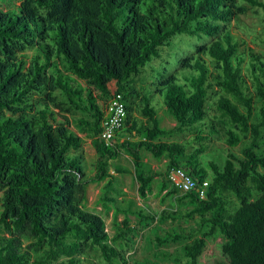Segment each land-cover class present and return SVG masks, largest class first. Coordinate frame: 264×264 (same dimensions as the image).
Wrapping results in <instances>:
<instances>
[{
  "label": "trees",
  "instance_id": "trees-1",
  "mask_svg": "<svg viewBox=\"0 0 264 264\" xmlns=\"http://www.w3.org/2000/svg\"><path fill=\"white\" fill-rule=\"evenodd\" d=\"M247 7L263 24L264 0L0 4V264H131L136 239L130 215L146 222L195 223L188 235L158 238L160 245L185 239V264H200L208 240L218 237L227 264H264V54L233 32ZM181 35L213 41L194 46L174 75L147 84L146 68L153 69ZM253 41L264 45V29ZM47 73L56 88L50 103L43 100ZM114 94L126 104L122 134L131 140L106 145L98 135ZM157 96L176 121L171 129L161 127L153 104ZM212 106L219 113L215 119L228 123L223 128L228 154L223 164L209 161L206 167L202 157L219 134L207 116ZM86 139L97 154L91 177L79 152ZM194 143L199 147L188 152ZM241 143L246 147L238 158L233 150ZM142 151L167 157L165 173L154 171ZM123 154L132 160L141 200L160 178L164 199L191 208L153 214L135 201L125 205L115 184L117 175L131 171L112 163ZM173 168L208 179L207 199L175 189L169 181ZM104 181V211L125 216L120 223L115 219L113 237L104 217L85 209L88 185Z\"/></svg>",
  "mask_w": 264,
  "mask_h": 264
},
{
  "label": "rangeland",
  "instance_id": "rangeland-1",
  "mask_svg": "<svg viewBox=\"0 0 264 264\" xmlns=\"http://www.w3.org/2000/svg\"><path fill=\"white\" fill-rule=\"evenodd\" d=\"M21 4L22 0H0V4ZM246 13L241 15L240 22L233 24V32L240 40L246 42L248 47L253 48L258 53L264 54V45H257L253 40L255 39L256 33L264 29V23L261 24L262 18L260 14H255L250 7H247ZM213 41V38H205L199 40V37L194 36H177L173 42V46L166 48L160 61H156L153 64V69L151 67L146 68L144 74V79L147 84L151 85L155 83L158 79L163 81L170 76L174 75L181 67L179 63L180 60L191 56L195 53L194 46L198 45H208ZM245 47H242V49ZM30 52L29 54H32ZM161 71V75L157 73ZM44 83L48 86V93L43 97V100L47 103L52 102L51 92L56 90L54 85V77L51 73H47L44 78ZM111 89H114V83L108 81ZM155 95V94H154ZM156 110L158 112V118L162 128L171 129L176 125V121L168 113L164 101L161 97L157 98L153 102ZM219 113L216 111L215 107L212 106L207 111V116L212 118L216 128L219 130V134L211 138L209 144L210 148L202 157V164L208 167L209 161H216L219 164H223L227 154L228 145L225 142L224 137V127L228 126L225 120H216L215 117ZM136 116L145 121L141 114H136ZM254 116L259 117V111L254 112ZM36 138L40 137V130L35 129ZM192 137L187 136L186 141H191ZM251 139L247 141L250 144ZM199 144L194 143L188 147V152H192L195 148H198ZM246 147L245 143H241L237 146L233 153L238 157H243V151ZM84 156V168L88 177H91L95 173L94 163L97 159L96 149L94 147L93 141L86 139L82 149L79 151ZM142 157L145 162L157 172L165 173L167 167V157L162 159L155 158L152 154L142 151ZM113 165H118L123 168L129 169L131 173L127 172L125 174L117 175V182L115 188L123 191L121 195V200L127 205L130 201H135L138 206L145 208L149 213H160L164 209L176 210L180 208L182 211L189 210L190 204L183 207H179L176 201L168 198L164 199V193H160V183L161 179L156 178L153 182L152 192L149 194L147 199L141 200L138 196V183L135 180L133 163L130 157L123 154ZM106 181L101 183H90L87 187V200L85 202V209L99 214L104 217L107 223V231L110 236L113 237L116 233V228L114 225L115 219L118 223L122 222L125 218L123 214H118L115 217L114 209H111L107 214L101 203L100 197L102 195V188ZM117 193L116 191L114 192ZM3 195L4 191L0 190V212L3 209ZM129 224L135 230L136 246L135 250L130 253L131 264H144L145 262H151L156 264H185L183 259L182 247L186 242L185 239L174 243H158V238L165 239L169 232H174L181 234L185 231V235L190 233L191 228L196 229V225L193 222L187 220H177V221H160L159 218L155 221H142L136 215L129 216ZM220 237L216 239L208 240V248L205 251L203 257L200 260V264H227V260L223 257L220 249L222 243ZM95 256V255H94ZM98 264H104L99 262Z\"/></svg>",
  "mask_w": 264,
  "mask_h": 264
},
{
  "label": "built area",
  "instance_id": "built-area-1",
  "mask_svg": "<svg viewBox=\"0 0 264 264\" xmlns=\"http://www.w3.org/2000/svg\"><path fill=\"white\" fill-rule=\"evenodd\" d=\"M126 120V104L120 95L114 94L106 106V116L98 135L99 139L106 145L116 140H131L129 134H122ZM169 181L182 194L191 193L200 200H206L208 197L210 181L195 178L182 168H173L169 173Z\"/></svg>",
  "mask_w": 264,
  "mask_h": 264
}]
</instances>
